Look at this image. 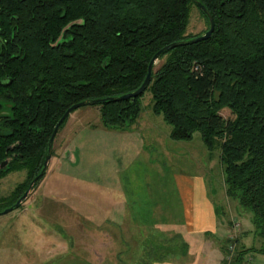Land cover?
<instances>
[{"label":"trees","instance_id":"obj_1","mask_svg":"<svg viewBox=\"0 0 264 264\" xmlns=\"http://www.w3.org/2000/svg\"><path fill=\"white\" fill-rule=\"evenodd\" d=\"M197 1L213 18L211 37L160 54L144 92L112 102L142 85L161 49L207 31L191 0H0V165L8 160L0 180L25 175L0 198V211L38 177L22 208L46 176L49 138L71 106L106 100L94 106L102 125L125 130L149 92L172 141L198 132L207 151L219 150L226 198L251 212L261 246L238 249L236 264L244 253L264 254V0ZM193 8L206 24L195 36L186 34ZM224 109L232 119L221 116ZM176 241L178 234L151 237L150 245L172 257Z\"/></svg>","mask_w":264,"mask_h":264},{"label":"rangeland","instance_id":"obj_2","mask_svg":"<svg viewBox=\"0 0 264 264\" xmlns=\"http://www.w3.org/2000/svg\"><path fill=\"white\" fill-rule=\"evenodd\" d=\"M205 30L203 18L193 8L186 34L195 36ZM140 101L139 117L125 130L105 128L94 106L70 114L56 135L47 174L35 192L22 208L0 215V264H228L223 257L220 261L217 258L221 243L212 236L193 235L189 240L180 232L173 233L182 241L171 243L176 254L172 257L149 244L135 259L137 244L131 242V237L119 243V236H131L129 229L144 227L134 224L131 218L144 219L153 212L152 222L157 223V229L176 228L186 213L194 212L190 205H199L201 198L196 190L185 192L186 184L180 187V196L177 181L187 182L183 177L189 183L192 178L203 180L209 200L219 201L215 203L219 214L224 210L223 197L218 198L224 187L219 150L207 151L198 132L190 141H172L171 127L152 111L151 94L145 92ZM220 114L232 119L227 109ZM24 179V172L1 179L0 198L8 196ZM229 205L228 229L232 221L240 227L236 251L259 249L261 242L251 212L232 201ZM225 220L222 215L221 221ZM157 235L160 240H170L168 233ZM202 241L211 242L213 249L204 250ZM237 254L231 264H236ZM238 264H264V254L244 253Z\"/></svg>","mask_w":264,"mask_h":264},{"label":"crops","instance_id":"obj_3","mask_svg":"<svg viewBox=\"0 0 264 264\" xmlns=\"http://www.w3.org/2000/svg\"><path fill=\"white\" fill-rule=\"evenodd\" d=\"M187 177H183V179L187 182H180L177 181V185L179 188V194L181 196V188H184V184H186V190L185 192H189V190L192 189L198 191L199 195H200V201L198 202L199 205H196L194 202H192L191 209L194 211L192 214L190 212L186 213L185 219L183 217V222L182 223H178V227L174 228L173 226L171 228H165L168 226H165V229H161L158 228L159 226H156L157 223L156 222H152L154 220L153 218V212L151 213V217L146 214L145 218L143 219L142 216H136L134 218H131V220L134 222V224L137 225H142L144 227L138 226L136 228L133 229H129V233L131 234V236L128 235H121L119 236V243L125 242V238H129L131 237V242H133L134 244H137V254L135 256V259L138 258V255H141L143 253L142 248H144L145 246L150 244V240L151 237H153L156 241H157V234L160 232H163L165 236H168L167 233L169 234V236H171L173 233H178L180 232L181 234L189 237L190 238L194 236H204V237H208L209 238L212 236V238L219 241L221 244L218 246L219 248V252L217 255L220 259H222L223 257V242L224 240L227 238L230 228L228 229V225L229 224V219H231V214H230V205H229V201L225 196V191H224V187L221 188L219 190V195L218 198H222L223 197V202L224 205L222 203L223 206V211L222 214H219L218 209L216 208V201L218 200H213L210 199L207 196V192H206V188H205V183L203 182V180H199L198 178L195 179H191L193 180L192 183H189L188 180L186 179ZM223 182V181H222ZM189 184L191 185V187L189 186ZM223 185V183H220ZM181 187V188H180ZM192 192L190 194H188L187 196H191ZM219 203V201H218ZM108 214V212H107ZM112 214V213H111ZM218 214L220 215V220L218 218ZM105 215V214H103ZM224 215L225 216V222L221 221V216ZM106 220H110L109 217L105 218ZM111 219L113 218V214L111 216ZM164 220H168V219H164ZM163 220V221H164ZM219 220V224L217 227V222ZM225 223V225H224ZM151 227V228H150ZM221 227V229L219 230V228ZM123 228V227H120ZM124 229H121L120 231H122ZM126 230V229H125ZM124 230V232H125ZM184 232V233H183ZM104 235H107L109 237V234L107 232L104 231ZM107 233V234H106ZM103 235V234H102ZM182 235V236H183ZM125 237V238H124ZM218 238H220V240H218ZM159 239V238H158ZM207 239V238H206ZM209 240V239H207ZM157 243V242H155ZM211 242L209 241H202L203 246L201 245L202 248H204V250H212L213 246L210 245ZM150 247V246H149ZM142 251V253H141ZM144 263H147V261ZM149 263V262H148ZM151 264H156V263H151Z\"/></svg>","mask_w":264,"mask_h":264},{"label":"water","instance_id":"obj_4","mask_svg":"<svg viewBox=\"0 0 264 264\" xmlns=\"http://www.w3.org/2000/svg\"><path fill=\"white\" fill-rule=\"evenodd\" d=\"M195 5L196 7L206 16L207 20H208V29L207 31L202 35V36H199V37H195L193 39H190L188 41H180V42H175V43H172L166 47H164L163 49H161L158 53H156L153 58L151 59V61L149 62L148 64V67H147V74H146V77L142 83V85L133 93H129V94H126V95H123V96H120V97H113V98H110L108 99L109 101H112V102H118V101H124V100H129V99H134V98H137L138 96H140L144 90L146 89L149 81H150V78H151V75H152V67L153 65L156 63L158 57L160 54L164 53V52H167L171 49H174V48H177V47H182V46H187V45H190V44H195V43H198V42H202V41H206L208 40L213 31H214V21H213V18L212 16L210 15V13L205 9V7L199 3L197 0H191ZM103 66H105L103 64ZM106 100H93V101H83V102H80V103H77L73 106H71L65 113L64 115L60 118V120L57 122V124L55 125L54 129H53V132L49 138V141H48V146H47V154L45 156V159H44V162H43V167H42V171L40 173V175L47 169V166H48V163L51 159V156H52V146H53V141H54V138L58 132V129L61 125V123L67 118L70 116V114L74 111H76L77 109H80V108H83V107H93V106H97L98 104H101V103H104ZM8 164V160L4 161L1 165H0V169H3L7 166ZM38 179V177H36L29 185L27 191L24 192V194L21 196L20 199H18L16 201V203L14 204L13 207L11 208H7L5 210H3L2 212H0V215H4V214H8L9 212H11L13 209H18L21 202L26 199L30 189L32 188L33 184L35 183V181Z\"/></svg>","mask_w":264,"mask_h":264},{"label":"built area","instance_id":"obj_5","mask_svg":"<svg viewBox=\"0 0 264 264\" xmlns=\"http://www.w3.org/2000/svg\"><path fill=\"white\" fill-rule=\"evenodd\" d=\"M235 221H232V226L230 227V231L228 234V239L226 241L225 250L223 253V261H227L228 264L232 263L233 256L236 252V241L238 239V232L240 231V227L238 223H234Z\"/></svg>","mask_w":264,"mask_h":264},{"label":"flooded vegetation","instance_id":"obj_6","mask_svg":"<svg viewBox=\"0 0 264 264\" xmlns=\"http://www.w3.org/2000/svg\"><path fill=\"white\" fill-rule=\"evenodd\" d=\"M53 143H54V141H53ZM52 148H53V146H52ZM9 149H12V147H9ZM52 157V156H51ZM49 164V163H48ZM4 169V168H3Z\"/></svg>","mask_w":264,"mask_h":264}]
</instances>
